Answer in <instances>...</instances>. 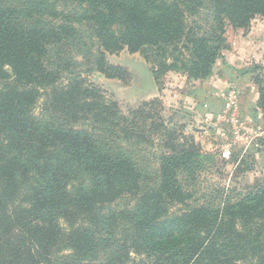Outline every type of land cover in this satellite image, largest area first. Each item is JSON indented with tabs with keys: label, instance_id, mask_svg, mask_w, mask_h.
<instances>
[{
	"label": "trees",
	"instance_id": "trees-1",
	"mask_svg": "<svg viewBox=\"0 0 264 264\" xmlns=\"http://www.w3.org/2000/svg\"><path fill=\"white\" fill-rule=\"evenodd\" d=\"M209 1L214 30L188 38L185 58L173 47L168 64L163 45L187 39L185 17L202 0H0V264H264V187L191 205L177 175L198 151L160 124L159 184L141 189L124 146L139 138L141 110L122 115L63 51L86 46V24L92 65L108 79L126 80L105 59L125 48L148 62L154 52L155 82L167 70L207 78L223 58L226 23L246 29L264 18V0ZM255 82L264 116V81ZM123 196L134 206L112 208Z\"/></svg>",
	"mask_w": 264,
	"mask_h": 264
},
{
	"label": "rangeland",
	"instance_id": "rangeland-1",
	"mask_svg": "<svg viewBox=\"0 0 264 264\" xmlns=\"http://www.w3.org/2000/svg\"><path fill=\"white\" fill-rule=\"evenodd\" d=\"M213 7L209 0H202V4L193 15L185 17V32L187 39L179 44L163 45L167 52V63H172L171 50L176 47L175 55L181 53L183 58L188 52L182 46L191 48L188 38L195 35H208L214 30ZM264 18L256 16L252 19L248 28H232L226 23L225 43L222 46L221 59L213 66L212 74L204 79H195L186 72L161 71L159 67L155 91H144L140 87L141 81L133 70L136 63L145 64L151 74L156 71L158 61L153 62L154 52L149 51L152 59L148 62L140 52L130 53L126 48L110 55L106 54V61L112 66H118L126 70V80L108 79L98 73L92 65L95 46L89 43L90 30L86 24L80 26L85 47H63V51L70 54L74 66V72L82 73L87 82L100 88L108 102H114L119 112L129 117L132 112L141 110L136 114L135 127L139 138L124 142V146L133 152L137 168L141 171L140 188H157L159 184V157L167 154L164 147L166 140L161 135L163 132L155 129L162 124L179 135L180 144L187 140L198 151L194 162L178 171L177 179L182 190L191 195V205L218 206L224 203H234L247 191L264 187V139L259 140L258 150L250 145L245 150L243 142H231L229 156L223 157L224 146L228 139L218 136L216 118L222 109V102L215 97L216 91L227 85H233L240 92L238 102L242 114L252 116L256 110L249 107L251 88L250 80L256 85V79L264 81V36L253 39L257 44L258 57L248 56L250 39L246 38L251 28L261 27ZM264 34V32H263ZM95 44V43H94ZM93 48V49H92ZM92 49V50H91ZM255 50V51H256ZM224 54L234 57V67L228 66ZM229 58H232V57ZM237 57V58H236ZM236 67V70H235ZM257 70L250 75L249 70ZM218 70H221L218 74ZM244 73V74H243ZM253 87V86H252ZM254 89V87H253ZM242 97V106L240 98ZM246 98V99H245ZM212 100V103H211ZM249 102L243 106V103ZM147 104V106H143ZM256 122L264 127V116L257 114ZM152 127L149 130V126ZM142 129L146 132L141 139ZM190 147L187 144L186 148ZM136 200L133 196H123L111 205L112 208L121 210L131 208ZM178 207L172 209L177 211Z\"/></svg>",
	"mask_w": 264,
	"mask_h": 264
},
{
	"label": "built area",
	"instance_id": "built-area-1",
	"mask_svg": "<svg viewBox=\"0 0 264 264\" xmlns=\"http://www.w3.org/2000/svg\"><path fill=\"white\" fill-rule=\"evenodd\" d=\"M240 92L233 85H227L223 89L216 91L215 97L222 102V109L216 118L218 125L216 132L218 136L228 139L229 144L224 146L223 157L229 156L231 142H243L247 150L253 145L258 150L259 140L264 139V127L259 125L250 115H244L239 108Z\"/></svg>",
	"mask_w": 264,
	"mask_h": 264
},
{
	"label": "crops",
	"instance_id": "crops-1",
	"mask_svg": "<svg viewBox=\"0 0 264 264\" xmlns=\"http://www.w3.org/2000/svg\"><path fill=\"white\" fill-rule=\"evenodd\" d=\"M263 32H264V24L261 25V27H257L256 26L255 28H251L248 31V34L246 36V38L250 39V42H249L250 50H249L248 56L249 55L252 56V57H258L259 56L258 54L260 52L257 53L258 49L256 50V46H255V44H257V43L255 41H253V39L258 38L261 35L264 36ZM230 56H231V54L229 56H228V54H224V57H225L224 59H225L226 63L228 64V66L234 67L236 62L234 61L233 55L231 56L232 58H229ZM234 62H235V64H234ZM235 70H236V67H235ZM251 70H253V69H251ZM220 72H221V70H218V74H220ZM250 72H252V71H250ZM252 74H253V72L250 73V75H252ZM248 86L251 88V90H250L251 91V98H249V102H250L249 107L253 108V109H256L257 108V106H256L257 105V100H258V89H257L256 85L253 83L252 80L249 81ZM252 86L254 87V89H253ZM242 100L243 99L241 97L240 98L241 106H242ZM249 102L243 103V106H245V104H248ZM211 103H212V100H211ZM257 114H260V113L257 112Z\"/></svg>",
	"mask_w": 264,
	"mask_h": 264
},
{
	"label": "water",
	"instance_id": "water-1",
	"mask_svg": "<svg viewBox=\"0 0 264 264\" xmlns=\"http://www.w3.org/2000/svg\"><path fill=\"white\" fill-rule=\"evenodd\" d=\"M133 70H135L137 77L141 81L140 87L144 89V91H155L154 79L149 68L145 64L136 63L133 65Z\"/></svg>",
	"mask_w": 264,
	"mask_h": 264
}]
</instances>
